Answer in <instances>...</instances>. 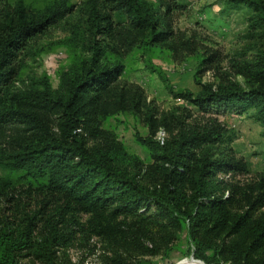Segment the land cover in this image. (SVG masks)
Segmentation results:
<instances>
[{
  "label": "trees",
  "instance_id": "1",
  "mask_svg": "<svg viewBox=\"0 0 264 264\" xmlns=\"http://www.w3.org/2000/svg\"><path fill=\"white\" fill-rule=\"evenodd\" d=\"M223 2L247 10L248 32L261 41L257 60L238 69L246 87L198 78L223 57L206 47L199 53L194 36L175 29L174 13L184 9L180 1L95 0L92 21L105 37L104 47L92 45L87 61L63 70L54 91L46 74L14 86L20 56L75 5L51 0L28 11L21 3L0 0V168L59 204L55 213L23 211L0 220V264H59L57 254L75 232L101 239L100 264L165 259L181 235L190 255L205 264H264V177L246 187L227 182L223 176L248 172L249 165L232 153L234 135L217 119L198 120L199 113L251 110L264 137V0ZM134 48L144 54L165 50L172 58L196 54V92L176 91L159 66L151 60L146 65L172 98L185 100L194 112L160 109L139 85L121 79L119 58ZM120 113L147 128L134 140L148 152L149 162L103 128ZM159 129L168 133L163 144L154 138ZM7 189H13L11 178L0 182V194ZM76 214L87 215L85 228Z\"/></svg>",
  "mask_w": 264,
  "mask_h": 264
},
{
  "label": "rangeland",
  "instance_id": "2",
  "mask_svg": "<svg viewBox=\"0 0 264 264\" xmlns=\"http://www.w3.org/2000/svg\"><path fill=\"white\" fill-rule=\"evenodd\" d=\"M7 1L12 6L21 3L28 11L29 9L35 11L51 0ZM147 1L155 2V0ZM178 1L184 5V9L174 13L175 29L185 32L186 36L193 35L199 53H202L206 47L219 50L223 57L218 67L198 74V78L214 85L232 82L246 87L248 84L245 77L239 74V66L246 62L254 63L261 47L258 35L248 32L247 10L227 8L223 0ZM70 2L75 5L74 11L33 38L21 53L22 70L19 80L14 83L15 87L24 86L33 76L46 74L52 90L57 91L59 74L63 70L87 61L92 45L104 47L105 37L95 30L92 21L95 0H70ZM97 6L99 7V3ZM107 57L109 61L114 60V55L107 54ZM119 59L124 66L121 79L139 85L147 100L153 99L160 109L168 110L173 106H179L195 111L185 100L172 98L159 78L151 73L146 65L151 60L152 64L159 66L176 91L196 92L199 89L195 81V72L198 68L196 54L172 58L165 50L155 49L149 54H144L143 51L134 48ZM208 117L217 119L228 134L234 135L233 141L229 144L232 153L249 165L248 172L220 176H223L227 182L242 187L252 185L264 177V137L261 135V126L252 117V111L243 114L232 112L198 114V120L201 122ZM102 126L113 130L129 153L138 156L145 163L150 161L148 152L134 140L135 133L142 136L148 133L139 119L130 114L120 113L106 119ZM159 131L164 130L159 129ZM158 132L154 138L157 137ZM164 133V139L168 138V133L165 131ZM7 178H11L13 189H7L4 194H0V220L7 215L17 218L23 211L29 213L42 211L50 214L58 209L59 204L56 203L55 197L38 193L18 176L0 168V182ZM10 196L12 200L9 199ZM75 218L84 228L86 227L87 215L76 214ZM70 226L76 228L75 225ZM102 247L103 242L100 238L90 233L75 232L71 244L58 252L59 264H100ZM189 247L185 237L181 235L165 259L159 256L143 257L144 264H182L192 260L205 264L191 257ZM28 263L29 260L23 261L22 264ZM33 264L41 263L33 262Z\"/></svg>",
  "mask_w": 264,
  "mask_h": 264
},
{
  "label": "built area",
  "instance_id": "3",
  "mask_svg": "<svg viewBox=\"0 0 264 264\" xmlns=\"http://www.w3.org/2000/svg\"><path fill=\"white\" fill-rule=\"evenodd\" d=\"M156 138H157V140L159 141L160 144H163L164 138H165L164 131H159Z\"/></svg>",
  "mask_w": 264,
  "mask_h": 264
},
{
  "label": "bare ground",
  "instance_id": "4",
  "mask_svg": "<svg viewBox=\"0 0 264 264\" xmlns=\"http://www.w3.org/2000/svg\"><path fill=\"white\" fill-rule=\"evenodd\" d=\"M193 257V256H191ZM194 258V257H193ZM196 259V258H195ZM182 264H194L193 260L192 261H189V262H185V263H182Z\"/></svg>",
  "mask_w": 264,
  "mask_h": 264
},
{
  "label": "water",
  "instance_id": "5",
  "mask_svg": "<svg viewBox=\"0 0 264 264\" xmlns=\"http://www.w3.org/2000/svg\"><path fill=\"white\" fill-rule=\"evenodd\" d=\"M191 256H193V255H191Z\"/></svg>",
  "mask_w": 264,
  "mask_h": 264
}]
</instances>
